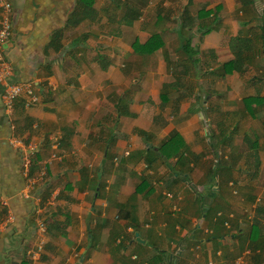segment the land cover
<instances>
[{
    "label": "crops",
    "instance_id": "0c3cea01",
    "mask_svg": "<svg viewBox=\"0 0 264 264\" xmlns=\"http://www.w3.org/2000/svg\"><path fill=\"white\" fill-rule=\"evenodd\" d=\"M10 2L13 34L0 53L12 65L11 79L31 81L39 98L25 107V96L19 97L8 114L0 87V264H263L264 224L259 215L243 224L234 209L237 221L228 224L217 218L225 213L208 206L203 212L197 201L206 193L214 196L211 188L217 189L210 179L214 163L209 153L217 154L211 143H204L201 119L205 116L216 128L215 135L220 130L229 137L233 133L214 118L221 113L219 104L224 106L220 110L233 111L225 107L227 99H240L238 116L262 118L261 131H252V137L245 132L243 140L253 153L257 149L264 154V101L253 104L251 112L243 104L246 96L264 98V63L254 67L253 75V62L242 72L223 74L221 68L233 58L230 37L259 34L245 28L255 20L256 6L262 14L264 0L245 5L240 0H191L189 5L188 0ZM178 2L188 10L219 6L218 29L202 35L200 45L204 53H228V58L207 66L198 48L197 64L178 61L172 68L166 51L176 36L151 29V24L178 23L179 9L173 14L163 8H176ZM110 5L118 10L114 19ZM152 6L160 9L154 15L145 11ZM130 7L137 14L127 11ZM153 32L160 33L163 46L150 54L135 53L132 42L143 43ZM175 45L180 49L181 38ZM110 49L137 58L134 69L140 80L126 73L125 64L121 68L110 61ZM157 55L156 63L142 65V58ZM259 57L256 52L254 60ZM164 83L173 84L165 101L160 97ZM132 84L137 88L131 89ZM173 130L186 145L184 158H170L168 164L148 162L149 147L156 151ZM11 137L37 145L28 175L38 172L53 151L54 138L59 139L58 157L47 163L46 177L29 194L24 193V152L11 145ZM239 163L232 162V170ZM253 164L259 171L264 162L253 155ZM228 172L222 168L216 179H225ZM38 220L46 225L43 235ZM253 226L258 227L256 238L249 237ZM39 242L42 251L32 261L27 252Z\"/></svg>",
    "mask_w": 264,
    "mask_h": 264
},
{
    "label": "rangeland",
    "instance_id": "374dc122",
    "mask_svg": "<svg viewBox=\"0 0 264 264\" xmlns=\"http://www.w3.org/2000/svg\"><path fill=\"white\" fill-rule=\"evenodd\" d=\"M179 5L174 8L171 6L168 7H163V8H167L164 9V12L167 11H171L173 14H176V9H179L180 13L183 11V4L178 2ZM201 7V6H200ZM197 6H193L190 7L189 12H191V14H195L197 12V10L200 8ZM216 6H209L206 7L208 9H213ZM182 8V9H181ZM189 8V7H188ZM181 9V10H180ZM256 12L252 13L253 14V18H255V20L253 21V23L251 24V26H248L247 28H245L246 30H248L252 35L255 34L256 32H259V21H260V16H261V6H256ZM159 7L157 6H152L149 7L146 11V13H149L150 15L153 13V15L158 12ZM117 13L118 10L117 8L113 5H110V18L112 17L113 19L115 17H117ZM219 13L216 12V15H218ZM211 17L204 19L205 21H208ZM110 23V27H111ZM177 22L174 21H168V22H160L157 24V26L155 27V23L151 24V29H162V30H168L167 32H171L173 34V36H176L175 40L172 39L169 44L168 47L169 49L166 51L167 54H169L170 57H172L173 60H170V64L172 66V68L175 67V63L178 61L183 62L185 59V55L183 54V52L177 47H175L176 43L179 46V42H180V38L179 36L177 37V33H176V27H177ZM218 22L215 23V25H217ZM215 27V26H214ZM216 28V27H215ZM195 29V26L193 28V30ZM218 29V28H216ZM128 34V33H127ZM166 34V31H165ZM170 35V34H169ZM125 36V33H124ZM171 36V35H170ZM202 35L200 33L196 34L195 38L193 39V46L195 48H199L201 49V42H202ZM210 36L207 37V39ZM126 38V37H125ZM110 39L111 36H110ZM114 39V38H113ZM127 39V38H126ZM128 40V39H127ZM177 40V41H176ZM223 40V39H222ZM221 40V41H222ZM117 47V46H116ZM115 47V48H116ZM171 47V48H170ZM111 48V47H110ZM198 49V51H199ZM202 52V53H201ZM199 51V56H201L202 60H204L205 62H207V66H214L216 63H220L222 60H225L226 58H228L229 54L228 53H222V54H216L214 55L211 52H206L204 53L203 50ZM172 53V54H171ZM160 54V53H159ZM125 57H127V60H123L125 59ZM122 55L121 51H117V50H111L110 49V61L114 60V62L116 64H118V67H123L122 64H125L124 69L126 70V73L132 74V72L134 73L132 78H138V80H140L139 74L137 73V69H134L136 66V60H134V56L131 54L130 56L128 55ZM157 56H154V58H149L147 57L146 59L142 58V65H146L148 66L150 63L154 64L157 62ZM161 57V55H160ZM176 57V58H175ZM202 62V61H201ZM264 60L263 58L259 57L258 59L253 61L252 64V68L254 69V67L256 68V65L259 66H263ZM207 68V67H206ZM258 72V71H257ZM256 73V70H252L250 71L249 75H253ZM248 74V73H247ZM131 89H136L137 86L135 85H130ZM244 90L249 91L248 87H244ZM251 90V87H250ZM242 106V102L239 99L235 100H228L226 101L225 107H229L231 109H235L233 110L234 113H232L233 111H222L220 110V108H224V106L221 104H219V106H217V111H221L220 114H218V112H216V114L214 115V118L220 119L221 121H223L224 126L227 129L231 130V127L233 128V133L231 134V137L228 138V135L224 134L225 131L222 130L223 132L215 135L214 133H216V128H213L211 125L208 124L207 119L205 118V116H203V118L201 119V121L203 122L202 127L205 128V134L207 135L204 138V143L206 144H210L211 141L213 142L215 140V142H217V140L219 139H223L225 136L228 138L227 141L223 142V144L220 146L219 152L217 153V155H214L212 151H210L209 153V158L211 159L212 163H217L216 161L220 160V164L223 165V167H226L227 170H229L228 173H225V179L226 177L229 178V175L232 176L233 179H223V180H218L215 182H212V184H215V186L218 187V194L217 196H213L209 194L210 197L206 196L208 195V193L200 196L199 200L197 201V205L200 204V201L203 199L207 205L206 206H212L214 208L215 211H221L223 214V216L225 217L224 219L226 220V222L229 223H234L237 221V219L235 218L238 215L234 214V209L236 211V214H239V219L241 218L242 223L243 224H247L248 222L251 221L252 217H257L255 215H259L258 218L260 223L264 224V216L260 215L261 213H257L256 209L258 207H264V165L259 168V171L256 167H252L251 165L254 166L253 164V151L251 150V148L248 147V144H246V142L243 140V135L245 134V132L252 137V131H256L257 129L263 128L262 126V118H254L251 115L245 113V116H238L237 109L238 107ZM231 112L230 116L229 113ZM214 113V112H212ZM212 118V121L213 119ZM207 121V122H206ZM260 122V123H259ZM259 129V130H260ZM218 131V130H217ZM261 131V130H260ZM221 132V130H220ZM232 132V131H231ZM208 135L212 136L213 140H210V138L208 139ZM259 135H261V132H259ZM226 139V138H225ZM224 139V140H225ZM210 140V141H209ZM211 145V144H210ZM223 145H227V146H223ZM208 146V145H207ZM234 147V148H233ZM209 148V147H208ZM263 152L259 151L258 155H257V160L262 159V162H264V158H263ZM242 156V157H240ZM226 161V163H224ZM252 161V163H251ZM232 162H237V164L239 163L240 165L235 167V170H232V166L231 165ZM220 166V165H219ZM254 171V173H253ZM257 171V173H255ZM235 178L237 179H234ZM195 191H197V187H194ZM215 190V189H213ZM217 193V192H216ZM253 198L255 200H253ZM213 199V200H212ZM231 213V214H230ZM258 218H256V220H258ZM220 218H218L219 220ZM263 219V220H262Z\"/></svg>",
    "mask_w": 264,
    "mask_h": 264
},
{
    "label": "trees",
    "instance_id": "16d2710c",
    "mask_svg": "<svg viewBox=\"0 0 264 264\" xmlns=\"http://www.w3.org/2000/svg\"><path fill=\"white\" fill-rule=\"evenodd\" d=\"M242 5H245L249 2V0H240ZM191 4V0H188L187 5ZM187 7V6H186ZM129 9L132 10V13L137 14V10L133 9L132 7L127 8V11ZM219 10V6L214 7L213 9H208L206 6H201L197 12L193 15L189 13V10L187 8H184L183 11L181 12V16L179 17L180 21L177 24V33L179 34L181 38V51L185 55L184 62H191V63H198V49L195 48L192 44V36L193 33H200L201 35L207 34L210 32L214 26L215 23L217 22V15L216 12ZM211 17L208 21H205L204 19ZM261 25H259V34H257L255 37H251L248 35H243L242 33H238L235 36H232L229 38L228 44H229V50L231 51L233 58L225 61L222 63L221 68L223 71V74H230L234 71L237 72H242L247 64L252 63L255 57V53L259 52V56L263 58L264 60V11L261 14ZM130 21H126L125 24H130ZM195 26V29L193 30ZM56 38L52 39V43L54 41V45L57 44L55 43ZM164 44V41L160 35L159 32H153L148 39L143 42L139 43L137 40H134L131 44L132 49L135 53L138 54H150L153 53L155 50L161 48ZM186 66V64H184ZM173 84L172 83H164L162 85V92L160 94V97L162 100H166V90L171 87ZM164 90V92H163ZM121 100V98H120ZM263 102L264 98L260 96H246L243 98V104L247 110L251 112L252 110V105L253 104H258L259 102ZM119 107V106H118ZM119 109H121L119 107ZM118 109V110H119ZM138 133L143 134L144 132L142 130H137ZM221 132H223L221 130ZM227 133V132H226ZM224 133V134H226ZM213 136V135H212ZM212 136H210V140H213ZM226 138V139H225ZM229 138V136H228ZM228 138L225 136L221 143L225 142L228 140ZM225 139V140H224ZM219 141V140H218ZM219 142L211 141V147L213 148V151L217 154L218 153V148L222 145ZM257 145V144H256ZM186 149V145L181 137V135L176 131L173 130L170 132V134L164 139L158 146L156 151H154V146L149 147L148 153L150 154L147 157L148 162H153L156 160H160L164 164H168V160L170 158H177V160L184 158V150ZM257 154L258 150H255V157L257 159ZM256 168L258 165L255 166ZM222 168H226L223 166H219L218 163L213 164L211 166V175L210 179L211 181H215L217 176L219 175V172L221 171ZM176 172V170H175ZM178 174V173H177ZM212 189V194L217 196L218 194V187L217 189L211 188ZM215 189V190H213ZM217 192V193H216ZM200 196L198 197L199 200ZM213 200V199H212ZM253 200H255L253 198ZM207 205V203L202 199L199 204V208H201V211H204V207ZM208 208H213L211 205ZM257 213H263L264 208L263 207H258L256 209ZM207 215V214H206ZM217 217V216H216ZM217 218H220L221 220L225 221V217L218 215ZM258 221V220H256ZM257 224V223H255ZM257 226H253L250 228L249 231V237L251 238H256L259 236V231L257 229ZM229 230V229H228ZM264 237V235H263ZM260 264V262L258 263ZM264 264V263H263Z\"/></svg>",
    "mask_w": 264,
    "mask_h": 264
},
{
    "label": "built area",
    "instance_id": "2783aa9c",
    "mask_svg": "<svg viewBox=\"0 0 264 264\" xmlns=\"http://www.w3.org/2000/svg\"><path fill=\"white\" fill-rule=\"evenodd\" d=\"M12 5L10 0H0V52L2 46L8 43L12 37ZM12 65L10 61L5 59L0 53V87L2 90V103L3 108L6 113H12L16 100L19 97L25 96L24 106L29 107L30 105L36 103L39 98V93L35 89L34 84L31 81H14L11 79L12 75ZM10 143L12 146L21 149L24 154H22V165L24 168V174L26 178V186L24 193H31L36 183L44 180L47 175V163L50 162L52 158H57L58 153L56 152L59 146V139L54 138L52 143L53 151L50 157L46 159L40 166L38 172L35 175H28L29 166L31 161V156H33L37 150V145L32 142H27L20 137H11ZM127 153V152H126ZM37 229L40 234L43 235L46 231V225L42 220H38ZM42 251V242L38 243L37 248L34 250H29L27 252L29 258L33 261L38 259L40 252Z\"/></svg>",
    "mask_w": 264,
    "mask_h": 264
},
{
    "label": "water",
    "instance_id": "95a60500",
    "mask_svg": "<svg viewBox=\"0 0 264 264\" xmlns=\"http://www.w3.org/2000/svg\"><path fill=\"white\" fill-rule=\"evenodd\" d=\"M137 239H139V238L137 237Z\"/></svg>",
    "mask_w": 264,
    "mask_h": 264
}]
</instances>
